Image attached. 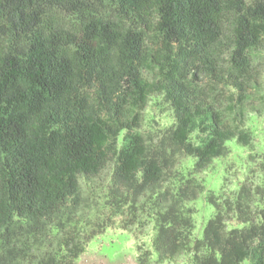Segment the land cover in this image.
<instances>
[{"label":"trees","instance_id":"16d2710c","mask_svg":"<svg viewBox=\"0 0 264 264\" xmlns=\"http://www.w3.org/2000/svg\"><path fill=\"white\" fill-rule=\"evenodd\" d=\"M262 49L264 0H0V264H77L118 216L127 229L143 210L154 264H264V209L251 213L246 182L206 193L199 237L185 207L203 192L193 173L227 140L249 143L240 125ZM151 95L172 121L145 138L134 129ZM179 154L192 170L169 180ZM106 168L98 200L80 180ZM231 216L243 225L227 228Z\"/></svg>","mask_w":264,"mask_h":264},{"label":"rangeland","instance_id":"374dc122","mask_svg":"<svg viewBox=\"0 0 264 264\" xmlns=\"http://www.w3.org/2000/svg\"><path fill=\"white\" fill-rule=\"evenodd\" d=\"M254 62L253 65L258 67L257 84L245 105L240 125L250 135L248 145H241L234 138L229 139L225 143L228 148L226 155L215 157L205 168L192 172L195 179L203 184V192L194 200L185 202V207L191 208L192 211L194 237L201 235L203 225L214 213V206L205 199L208 191L223 197H232L239 185L246 182L253 192L249 207L251 213L255 215L260 209H264V196L261 194L264 187V49L257 51ZM140 114V122L134 130L145 138L156 136L160 129L172 121L168 107L158 95L148 98ZM235 120H239L236 114ZM192 166V157L177 155L168 172L169 180L176 179L179 174L187 175ZM108 179L109 168H106L89 184L85 185L84 181L80 180L81 188L87 194L92 193L94 198L104 200ZM128 218L126 214L118 216L115 225L89 240L77 264H138L137 255L144 250L152 252L150 263L154 264L155 256L151 247L154 230L148 210L136 215L137 223L122 229V224ZM242 225L243 223L237 221L234 216L226 221L227 228ZM161 264H190L189 256L182 253ZM241 264H247V260Z\"/></svg>","mask_w":264,"mask_h":264}]
</instances>
